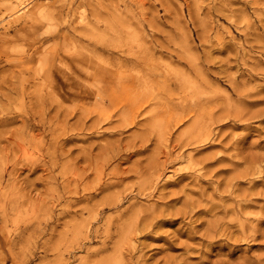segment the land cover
I'll return each mask as SVG.
<instances>
[{"label":"rangeland","instance_id":"374dc122","mask_svg":"<svg viewBox=\"0 0 264 264\" xmlns=\"http://www.w3.org/2000/svg\"><path fill=\"white\" fill-rule=\"evenodd\" d=\"M0 264H264V0H0Z\"/></svg>","mask_w":264,"mask_h":264},{"label":"bare ground","instance_id":"6f19581e","mask_svg":"<svg viewBox=\"0 0 264 264\" xmlns=\"http://www.w3.org/2000/svg\"><path fill=\"white\" fill-rule=\"evenodd\" d=\"M16 12V11H15Z\"/></svg>","mask_w":264,"mask_h":264}]
</instances>
